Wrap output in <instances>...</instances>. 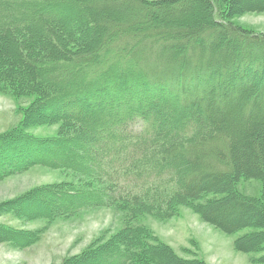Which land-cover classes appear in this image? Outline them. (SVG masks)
I'll use <instances>...</instances> for the list:
<instances>
[{"label":"trees","instance_id":"trees-1","mask_svg":"<svg viewBox=\"0 0 264 264\" xmlns=\"http://www.w3.org/2000/svg\"><path fill=\"white\" fill-rule=\"evenodd\" d=\"M263 12L264 0H0V93L31 99L0 133V181L44 165L108 183L49 185L5 208L54 219L121 204L130 222L65 264H209L132 224L178 205L243 232L236 250L263 264L264 33L234 22ZM40 125L56 136L23 132ZM41 231L0 224V242L30 246Z\"/></svg>","mask_w":264,"mask_h":264},{"label":"rangeland","instance_id":"rangeland-1","mask_svg":"<svg viewBox=\"0 0 264 264\" xmlns=\"http://www.w3.org/2000/svg\"><path fill=\"white\" fill-rule=\"evenodd\" d=\"M234 22L253 32L264 33V12L244 14L234 19ZM30 101L31 99L21 100L18 103L12 96L0 93V133L20 127L22 114L17 112L18 105L27 106ZM106 105L103 106L106 108ZM57 129L58 125H40L25 128L23 132L34 137L50 138L56 136ZM86 143L90 144L91 140L87 139ZM80 158L86 159L83 154H80ZM64 183L84 184L92 190H104L108 187V183L92 175L75 177L68 168L44 165L32 166L23 173L0 181V224L19 231L42 230L41 238L30 246L20 247L1 241L0 264H65L70 257L81 254L97 239H107L130 222L127 211L119 209L121 204H114V201L108 203L105 198L104 203H94L73 214L60 215L54 219L21 216L5 208V203L28 197L36 189ZM238 187L242 193L257 197L261 193L262 183L257 179H243ZM40 208H36L35 212L49 207L44 210ZM174 210V214L166 218L155 212L142 213L133 219L132 224L148 227L161 242L187 258L202 257L209 264H260L251 260L258 255L236 250L235 240L243 232L227 234L202 220L200 214L188 205H178Z\"/></svg>","mask_w":264,"mask_h":264}]
</instances>
